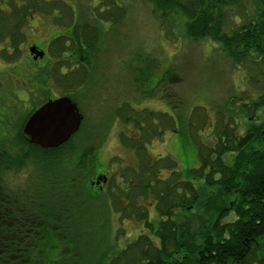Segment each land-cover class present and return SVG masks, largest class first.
<instances>
[{
  "label": "trees",
  "instance_id": "obj_1",
  "mask_svg": "<svg viewBox=\"0 0 264 264\" xmlns=\"http://www.w3.org/2000/svg\"><path fill=\"white\" fill-rule=\"evenodd\" d=\"M55 1L46 3L50 5ZM19 2L24 3L20 6ZM152 2L162 21L170 20V17L181 18L188 38L214 40L236 66L244 68L251 85L253 76L250 70L257 66L264 68V0ZM62 3L65 4L64 1ZM30 8L42 11L37 0L34 3L11 0L6 6H1L0 1V35L7 34V28H10L15 52L24 43V27L28 24L24 14ZM47 8L42 12L54 15L55 9ZM235 8L244 9L245 19L235 14ZM99 18L107 17L103 13ZM4 39L3 35L0 42ZM54 54L65 55L56 58L55 62H46L35 72V81L48 84L55 75L71 74L60 73L65 61L70 60L69 53ZM12 55L16 57L19 53ZM256 81L264 84L262 80ZM82 83L75 81L70 85L82 86ZM239 101L242 99H231L232 103ZM242 108L251 118L257 119L261 114L264 117V93L251 103H244ZM225 110L221 109L220 113L224 115ZM205 111L208 114L205 120H210L209 112ZM199 112L197 107L192 117L200 115ZM155 115L144 114L153 124L157 121L154 120ZM166 115H163L166 129L176 132L174 118L170 116L168 121ZM231 119L233 125L236 117L231 115ZM26 120L20 129L17 127L19 134L4 140L9 146L15 143L16 150L27 163L34 165V171L27 185L17 189L7 187L0 177V264H264V125L250 127L237 134V127L223 120V129L214 133L212 144L201 141L196 144L200 164L188 175L183 174L179 164L168 156L161 158L167 163L165 167H162L164 162L154 163L148 159L146 144L139 141L142 143L138 148L139 156L145 160L142 167L148 173L153 171L152 177L142 178V182H147V185H142L145 194L157 198L159 220L153 223L148 217L149 211L138 205L140 202H132L133 207L129 208L128 201L124 200V194L128 197L133 191L132 182L123 178L115 184L118 196L113 203L102 190L97 194L91 191L94 189L91 179L96 174L93 162L97 150L85 149L95 132L88 133L83 129L64 145L45 149L31 144L23 133L22 126ZM126 120L133 121L129 117ZM135 123L139 124L138 121ZM194 125L191 126L190 122L192 130ZM146 131L145 125L139 126L140 134ZM5 143L0 144V150L9 151ZM227 156L231 157L230 162L226 160ZM163 169L171 171L166 179L159 175ZM192 180H199L201 184L195 185ZM88 181L90 186H87ZM75 190L79 194L87 191L88 197L94 199L105 197L108 203L110 244L103 245L90 256H85L77 245L80 237L75 233L76 225L88 209L76 201L77 197L73 196ZM114 211L124 214L121 223L134 217L143 221L150 234L138 235L121 247L123 233L117 234L110 225ZM232 216L234 218L230 220Z\"/></svg>",
  "mask_w": 264,
  "mask_h": 264
},
{
  "label": "rangeland",
  "instance_id": "obj_2",
  "mask_svg": "<svg viewBox=\"0 0 264 264\" xmlns=\"http://www.w3.org/2000/svg\"><path fill=\"white\" fill-rule=\"evenodd\" d=\"M0 1L3 6L11 0ZM28 1L34 3L36 0ZM37 1L42 11L50 6L55 9L53 14L57 12L61 17L87 20L99 18L103 13L104 17H107L105 24L109 53H88L91 60L84 61L91 65L88 68L80 66L75 71L71 64H75L80 55L85 56L83 53H79V56L76 54L77 57L65 61L69 66L67 72L66 68L60 72L71 74L62 77L55 75V78L44 86L52 87L57 96L71 93L72 87L68 88L71 83L83 82L81 90L76 91L77 103L86 117L83 129L88 133L95 132L85 150H97L93 162L96 175L99 176L105 171L111 176V181L103 188V192L112 198V203L118 196L115 184L124 178L134 186L128 197L124 194V200L129 203L128 207L132 208V202L137 200L140 202L138 205L149 211L148 217L153 223L159 220L157 198L152 194H145L146 191L142 187L145 183L147 185V182H142V178L152 177L153 172L148 173L142 167L145 160L140 159L138 152L142 143L147 146L144 148L147 149L148 159L154 163L164 162L162 167H165L166 162L161 158L168 156L179 164V170L183 174L188 175L200 164L196 144L200 141L207 145L212 144L214 133L223 129V120L237 127V134H242L250 127L264 125L262 114L257 119H252L242 110L244 103H251L264 93V84H258L256 81L258 79L264 82V68L257 66L250 70L253 76L251 85L244 68L236 66L214 40L188 38L181 18L170 17V20L162 21L152 0H56L50 5L46 3L48 0ZM19 3L21 6L24 2ZM8 11L12 12L11 8L8 7ZM42 11L30 8L27 13L26 10L24 15L28 24L24 27L26 36L20 46L21 50L26 51L29 46L47 39L48 35L57 30L58 27L53 22L54 15ZM243 11V8L237 9L235 14L238 13L245 19ZM236 19L240 21L239 17ZM15 53L19 55L14 57L11 53H0V94L8 95V98H2L0 102V144L3 140L11 138L4 120L8 121L10 115H13L8 128L17 121H22L27 115V110H30L29 106L35 104L37 98L33 93H30L28 98L23 90H28L31 84L37 82L34 78L36 67L32 65V54L24 51ZM46 55L44 61L50 63L63 57L54 53ZM43 63L38 62L40 66ZM41 79L45 80L43 77ZM12 90L15 91V96L26 100L18 101L15 96L11 99ZM232 98L242 99V102L232 103ZM197 107L200 115L192 117ZM205 109L211 116L210 120H207L209 124L205 120L208 115ZM221 109H226L224 115L220 113ZM149 113L156 114L154 120L157 121L154 124L144 116ZM163 115L168 117V121L170 116L174 118L176 132L166 129ZM231 115L236 117L233 125ZM127 117L133 121L128 122ZM134 119L139 124H136ZM190 122L191 126L195 124L193 130ZM140 125H145L147 130L142 133L143 137L138 132ZM8 150H0L3 151L0 152V177L7 187L17 189L27 185L34 165L27 163L16 150L15 143L9 146ZM11 151L12 153H8ZM226 160L230 162L231 157L227 156ZM170 172L163 169L159 175L166 179ZM192 181L195 185L201 184L199 180ZM87 184L90 186L89 181ZM121 185L124 187L123 183ZM153 186L155 187L154 184ZM91 191L93 194L101 192L97 187ZM73 196L77 197L76 201L82 203L85 210L88 209L79 218L75 233L80 237L77 245L85 256H90L103 245L110 244L108 203L105 197H88L87 191L79 194L75 190ZM123 215L114 211L110 217V225L114 227V231L116 230L117 234L123 233L121 247L138 235L150 234L144 228L143 221L140 222L134 216L121 223ZM233 218L232 216L230 220Z\"/></svg>",
  "mask_w": 264,
  "mask_h": 264
},
{
  "label": "flooded vegetation",
  "instance_id": "obj_3",
  "mask_svg": "<svg viewBox=\"0 0 264 264\" xmlns=\"http://www.w3.org/2000/svg\"><path fill=\"white\" fill-rule=\"evenodd\" d=\"M51 1H55V0H48V3ZM6 5H7V2L4 3L3 6H6ZM8 22H10V20H8ZM53 22L55 23V25L58 28L54 33H51L50 35H48L47 39L35 42L33 45L29 46L28 49H26V51H25V49L21 50L20 46L22 44L19 45L20 53H23V51L26 53H32L31 49L33 47H36L38 49V51L36 53H40V51H42L44 53L43 58H37L36 59L35 56L32 55V59H33L32 65L34 67H36V72H38L41 68H43L45 66L46 62L44 61V59L47 56L46 55L47 53H69L70 56L69 55L68 56L70 58L77 57V55L74 53H83L84 55H85V53H109L110 50H108L109 46L107 44V29H106L107 25L105 24L106 19L95 18V19L79 20L77 18L72 19V18H67V17H60V16H58V14L56 12L54 14ZM7 31H8L7 34H3L5 36V39L0 42V44L2 46V48H0V53H11L12 54V53H15V51L13 50L12 37H11V33L9 32L10 31L9 27L7 28ZM3 35H0V37L3 38ZM16 52H18V51H16ZM71 53H73V54H71ZM8 56L11 57V55H8ZM83 58H85V59H83ZM87 59L91 60V57L80 55L76 59L75 64H71L73 66L72 68H74L75 71H77L80 68V66L88 68L91 64L89 65V63L84 61ZM97 61H99V60H97ZM38 62H44V63L42 66H40L38 64ZM67 67H69L68 64H65V66L63 65L60 68V72L62 73L63 68H66V72H67V70H68ZM34 70H35V68H34ZM17 71H18V69H17ZM8 72H9V70H8ZM71 72H74V71H71ZM10 74H11V71H10ZM44 85L45 84H43L41 82H35L28 87V90L23 89L24 91H26L28 98H29L30 93H33L35 96H37L36 103L31 104V106H29L30 110H27V113H26L27 115L25 117V118H27V120L23 126V133H24L25 124L27 123L29 118L34 114V112H36V110H38L44 104H46L50 101L57 100V99L62 98V97H69L77 104L80 113L84 117L82 125L80 127V130L77 133L81 132L83 130L86 117H85V114L83 113V111L81 110L80 106L77 103V98H75V97H77L76 91L81 90V87L77 86L78 84H72L69 86V88L72 87V92L70 94H68V93L63 94V95L58 94L56 96L53 93L52 87L49 88V87H46L47 85L46 86H44ZM46 90H47V92H46ZM10 95L12 96L11 99H13L15 96V91L12 90L10 92ZM39 96H41V97H39ZM15 97L17 98L18 101L26 100V99H23L22 97H19V96H15ZM2 98H8V95L5 94L4 96H2V94H0V102L2 101ZM13 101H16V100H13ZM12 116L13 115H10V117L8 118V121H6V120H4V121L6 122L5 126L8 125L6 127V129L8 130V133H10V136L15 137V134L18 133L17 127H18V129H20L25 118L22 121H17L12 127L8 128L9 123L12 122ZM1 143H4V140ZM99 176H103V177L106 176L107 177L106 183H101L100 185H97V178ZM99 176L96 174L93 176V178L91 179V185L93 187H98L100 190L103 191V188L107 184H109L111 176L109 174L105 173V171L103 174H101Z\"/></svg>",
  "mask_w": 264,
  "mask_h": 264
},
{
  "label": "water",
  "instance_id": "obj_4",
  "mask_svg": "<svg viewBox=\"0 0 264 264\" xmlns=\"http://www.w3.org/2000/svg\"><path fill=\"white\" fill-rule=\"evenodd\" d=\"M33 47L31 54L43 58L44 53H36ZM84 117L77 104L69 97L50 101L40 107L29 118L24 127L25 136L33 145L45 149L58 148L67 143L79 130ZM107 177L99 176L97 185L106 183Z\"/></svg>",
  "mask_w": 264,
  "mask_h": 264
}]
</instances>
